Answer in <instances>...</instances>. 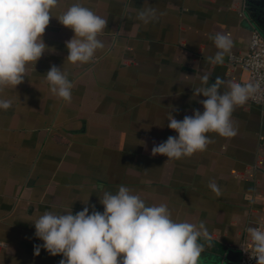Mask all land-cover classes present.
<instances>
[{
  "label": "crops",
  "instance_id": "1",
  "mask_svg": "<svg viewBox=\"0 0 264 264\" xmlns=\"http://www.w3.org/2000/svg\"><path fill=\"white\" fill-rule=\"evenodd\" d=\"M81 3L107 20L104 43L92 61H67L66 42L75 35L59 17ZM158 19L145 25L136 12L146 0H59L43 35L48 46L0 110V264H59L34 245L32 223L44 212L73 214L84 203L103 212L99 198L121 185L146 205L164 203L173 220L204 222L213 236L199 264H238L250 244L247 229L264 223V109L247 100L236 106V134L208 133L206 150L169 159L152 148L178 133L168 127L201 113L200 77L249 80L230 53L248 51L253 28L264 34V0H147ZM162 13V15H161ZM228 33L233 47L223 64H211L218 49L209 36ZM60 67L73 83L72 101L50 92L46 73ZM222 92L226 87L221 85ZM213 181L219 195L208 184ZM91 212V208H90Z\"/></svg>",
  "mask_w": 264,
  "mask_h": 264
},
{
  "label": "clouds",
  "instance_id": "2",
  "mask_svg": "<svg viewBox=\"0 0 264 264\" xmlns=\"http://www.w3.org/2000/svg\"><path fill=\"white\" fill-rule=\"evenodd\" d=\"M58 2L0 0V110H8L13 103L3 98L5 89L21 84L29 66L36 64L48 50L43 35L53 17L51 10ZM56 18L75 33L66 42L67 61L89 63L96 51L105 47L98 35L108 22L90 8L73 3ZM136 18L147 25L159 17L146 0L145 6L137 10ZM209 39L218 49L214 57H208L209 62L223 64L225 54L233 47L231 35L217 32ZM45 78L54 96L65 103L72 101L73 83L60 67L52 65ZM200 79L203 86L193 89V95L206 97L199 101L204 111L195 110L181 121L170 112L168 127L178 136H169L154 145L152 155H164L168 160L189 157L206 150L211 142L208 133L222 137L236 134L231 123L232 113L236 106L247 102L259 85L224 81L220 77L209 85L206 73ZM221 85L227 90L222 92ZM208 186L219 195L215 182L210 181ZM88 201L83 210L75 214L72 209L47 211L33 221L35 236L43 241L42 245H34V254L39 255L42 247L52 256L61 255L59 264H199L205 244L212 245L213 236L204 222H177L166 204L146 205L145 200L127 186H119L115 193L103 192L99 198L103 212ZM247 233L251 258L256 264H264V231L249 227Z\"/></svg>",
  "mask_w": 264,
  "mask_h": 264
},
{
  "label": "built area",
  "instance_id": "3",
  "mask_svg": "<svg viewBox=\"0 0 264 264\" xmlns=\"http://www.w3.org/2000/svg\"><path fill=\"white\" fill-rule=\"evenodd\" d=\"M229 61L242 65L249 72V80L241 84H258L259 88L249 97V101L260 105L264 109V34L258 28H253L250 35L248 51L245 54L230 53ZM256 227L264 231V223ZM2 243L0 242V245ZM251 243L241 248V256L238 264H256L251 258Z\"/></svg>",
  "mask_w": 264,
  "mask_h": 264
}]
</instances>
